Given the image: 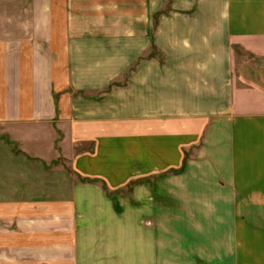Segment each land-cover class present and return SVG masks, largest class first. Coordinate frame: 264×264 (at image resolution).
<instances>
[{
    "label": "crops",
    "instance_id": "1",
    "mask_svg": "<svg viewBox=\"0 0 264 264\" xmlns=\"http://www.w3.org/2000/svg\"><path fill=\"white\" fill-rule=\"evenodd\" d=\"M261 42L264 0H1L0 264H264Z\"/></svg>",
    "mask_w": 264,
    "mask_h": 264
},
{
    "label": "rangeland",
    "instance_id": "2",
    "mask_svg": "<svg viewBox=\"0 0 264 264\" xmlns=\"http://www.w3.org/2000/svg\"><path fill=\"white\" fill-rule=\"evenodd\" d=\"M28 0H20L21 3H23V5H26ZM1 2V0H0ZM240 48L241 50H239L240 48H238V55L240 57L244 56L247 57L251 52V50L256 51L259 50L261 54H264V43H240ZM245 59V58H244Z\"/></svg>",
    "mask_w": 264,
    "mask_h": 264
}]
</instances>
